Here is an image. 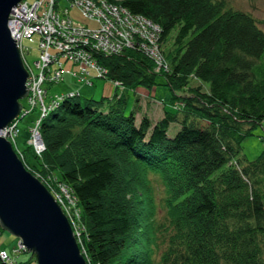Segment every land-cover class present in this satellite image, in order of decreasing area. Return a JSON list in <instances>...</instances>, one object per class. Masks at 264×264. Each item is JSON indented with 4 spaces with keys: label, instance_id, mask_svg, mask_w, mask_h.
Returning <instances> with one entry per match:
<instances>
[{
    "label": "trees",
    "instance_id": "trees-1",
    "mask_svg": "<svg viewBox=\"0 0 264 264\" xmlns=\"http://www.w3.org/2000/svg\"><path fill=\"white\" fill-rule=\"evenodd\" d=\"M111 1L157 22L158 45L172 39L158 72L137 46L96 53L108 77L136 94L162 74L183 106L155 96L163 115L137 121L128 90L84 101L77 90L41 119L44 148H21L24 165L75 198L88 264H264V149L240 153L245 125H264V29L226 0Z\"/></svg>",
    "mask_w": 264,
    "mask_h": 264
},
{
    "label": "built area",
    "instance_id": "built-area-1",
    "mask_svg": "<svg viewBox=\"0 0 264 264\" xmlns=\"http://www.w3.org/2000/svg\"><path fill=\"white\" fill-rule=\"evenodd\" d=\"M75 5L96 23L89 25L75 21L69 14L68 6L59 7L56 0H20L9 14L10 33L16 38L23 63L28 70L27 95L26 104H22L19 113L0 129V135L10 140L21 159L23 153L17 147L15 138L19 131L18 119L35 106L38 107L39 114L29 123L25 142L39 155L44 148L40 133L41 119L58 107L63 98L77 93V90H71L46 98L44 82L62 80L66 72L61 57L73 63L68 72L78 81L86 83L92 82L94 76L108 77V68L97 60L96 53L112 54L126 47L137 46L150 55L154 72L168 67L162 46L158 45L160 25L157 22L111 0H70V6ZM24 38L36 42L38 55L32 65L25 55L29 49L23 44ZM52 62L57 65L51 67ZM111 80L118 89L124 88L120 79ZM174 105L182 106L183 102L178 101ZM56 186L58 188L50 187L49 190L67 217L71 218L73 227H78L76 219L79 218V213L74 208L75 198L65 184L58 182ZM74 232L78 234V228ZM19 240L13 246V252L26 250ZM0 258L5 264L15 263L14 253L10 255L1 245Z\"/></svg>",
    "mask_w": 264,
    "mask_h": 264
},
{
    "label": "water",
    "instance_id": "water-1",
    "mask_svg": "<svg viewBox=\"0 0 264 264\" xmlns=\"http://www.w3.org/2000/svg\"><path fill=\"white\" fill-rule=\"evenodd\" d=\"M20 0H0V129L20 111L27 95L25 67L8 18ZM0 227L15 235L37 264H88L75 232L47 186L0 135Z\"/></svg>",
    "mask_w": 264,
    "mask_h": 264
},
{
    "label": "rangeland",
    "instance_id": "rangeland-1",
    "mask_svg": "<svg viewBox=\"0 0 264 264\" xmlns=\"http://www.w3.org/2000/svg\"><path fill=\"white\" fill-rule=\"evenodd\" d=\"M228 5L233 7L241 8L247 11H250L258 20L259 26L264 29V0H226ZM57 5L68 6L69 14L71 17L77 22L88 23L89 25H93V20L87 19L86 16L81 14L77 5L70 6V0H56ZM151 19V18H150ZM171 39L168 41V45L163 43L162 46L164 50L169 46ZM23 44L27 46L29 49L26 52V58L28 62L32 65L33 60L37 58L38 49L36 47L35 41H30L27 38L23 39ZM113 54V53H112ZM63 61V65L66 68V72L62 80L58 81H45L44 87L46 88V98L50 95H55L59 93H67L71 90H78V95L76 98L84 101L87 98L99 99L104 96L106 99L111 97L115 91V87L113 82L109 77H100L94 76L92 78V82L86 83L84 81H78L75 77H73L68 69L73 66V63L67 59L61 57ZM57 65L56 62L51 63V67H55ZM157 83L151 88V90L147 86H137L135 89H139L141 93L135 94L132 88H127L128 90V101H125V98L122 99V104L125 112H129L131 107L134 106L137 110L135 112V118L138 121L143 113H145L152 120H156L163 115V110L161 104H156L157 102H152L149 98L150 93L154 92V95L157 97L164 98L166 101H171L174 99L173 90L170 88L169 84L166 83V80L162 74L156 75ZM193 82H198L195 79ZM190 85V84H189ZM206 84H203L205 87ZM176 94H183L185 90L177 89L175 90ZM176 98V97H175ZM182 98V97H180ZM20 102L22 104H26L25 97L20 98ZM39 114L38 107L35 106L31 111L25 113L22 117L18 119V127L19 131L16 134V145L19 148H25L26 142L25 139L28 135V125ZM250 125V133L246 134L241 141V149L240 153L245 156L247 159H254L257 157L264 149V125L261 123H249L245 126ZM178 124L176 122H171L168 127V134L173 135L175 130L177 129ZM19 155V154H18ZM159 187V186H158ZM161 216V215H159ZM79 219V218H78ZM76 222L80 224V220L76 219ZM72 229L75 231L72 223H70ZM78 236L79 233H75V236ZM17 242V237L7 230L0 227V245L4 247L10 255L12 253V246ZM18 260L23 261L29 258V264H37L35 257L31 255V252L28 250L20 251L17 255ZM24 261V262H25ZM22 262V263H24ZM28 264V263H25Z\"/></svg>",
    "mask_w": 264,
    "mask_h": 264
},
{
    "label": "bare ground",
    "instance_id": "bare-ground-1",
    "mask_svg": "<svg viewBox=\"0 0 264 264\" xmlns=\"http://www.w3.org/2000/svg\"><path fill=\"white\" fill-rule=\"evenodd\" d=\"M11 34V33H10ZM11 36H12V34H11ZM13 37V36H12ZM14 38V37H13ZM54 110V109H53Z\"/></svg>",
    "mask_w": 264,
    "mask_h": 264
}]
</instances>
